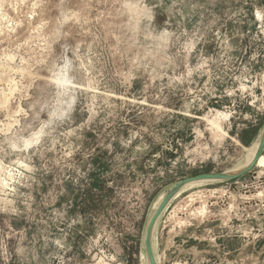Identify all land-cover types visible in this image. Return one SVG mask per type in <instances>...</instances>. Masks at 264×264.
Here are the masks:
<instances>
[{"label":"rangeland","instance_id":"1","mask_svg":"<svg viewBox=\"0 0 264 264\" xmlns=\"http://www.w3.org/2000/svg\"><path fill=\"white\" fill-rule=\"evenodd\" d=\"M263 125L264 0H0V264H148ZM152 246L264 264V151Z\"/></svg>","mask_w":264,"mask_h":264},{"label":"water","instance_id":"2","mask_svg":"<svg viewBox=\"0 0 264 264\" xmlns=\"http://www.w3.org/2000/svg\"><path fill=\"white\" fill-rule=\"evenodd\" d=\"M264 150V125L258 136L257 145L252 159L244 167L237 170H226L221 172H207L200 173L194 176L185 177L179 181L174 182L169 186L166 192L163 194L157 207L152 213L144 232L143 247L145 250L148 264H157L154 252H153V234L156 224L159 221L162 213L169 206L172 200L187 186L200 182H226L238 179L245 174L249 173L256 165Z\"/></svg>","mask_w":264,"mask_h":264},{"label":"bare ground","instance_id":"3","mask_svg":"<svg viewBox=\"0 0 264 264\" xmlns=\"http://www.w3.org/2000/svg\"><path fill=\"white\" fill-rule=\"evenodd\" d=\"M255 149L256 148H254L253 150H252V155L248 158V160L242 165V167H244L245 165H247V163H249V161L252 159V157H253V154H254V152H255ZM259 160H260V158H259ZM259 160H258V162H259ZM257 162V163H258ZM240 166V165H239ZM236 167V166H235ZM241 167V168H242ZM240 169V168H239Z\"/></svg>","mask_w":264,"mask_h":264},{"label":"crops","instance_id":"4","mask_svg":"<svg viewBox=\"0 0 264 264\" xmlns=\"http://www.w3.org/2000/svg\"><path fill=\"white\" fill-rule=\"evenodd\" d=\"M263 151H264V150H263ZM183 190H184V189H183ZM183 190L180 191V193L183 192ZM180 193H179V194H180ZM179 194H178V195H179ZM178 195H177V196H178ZM177 196H176V197H177ZM176 197H175V198H176ZM170 204H171V203H170ZM170 204H169V205H170ZM167 208H168V207H167ZM167 208H166V209H167ZM166 209H165V211H166ZM165 211H164V212H165ZM164 212L162 213V215H161V217L159 218V221H158V222H160V220H162Z\"/></svg>","mask_w":264,"mask_h":264}]
</instances>
